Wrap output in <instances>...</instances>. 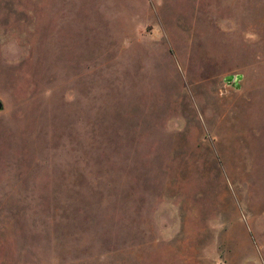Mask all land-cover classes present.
<instances>
[{
  "label": "rangeland",
  "instance_id": "1",
  "mask_svg": "<svg viewBox=\"0 0 264 264\" xmlns=\"http://www.w3.org/2000/svg\"><path fill=\"white\" fill-rule=\"evenodd\" d=\"M0 100V264H264V0H0Z\"/></svg>",
  "mask_w": 264,
  "mask_h": 264
},
{
  "label": "water",
  "instance_id": "2",
  "mask_svg": "<svg viewBox=\"0 0 264 264\" xmlns=\"http://www.w3.org/2000/svg\"><path fill=\"white\" fill-rule=\"evenodd\" d=\"M242 77L241 74H228L226 76V79L229 81V82H233L235 83L237 86H239V79ZM3 107V102L0 100V108Z\"/></svg>",
  "mask_w": 264,
  "mask_h": 264
}]
</instances>
